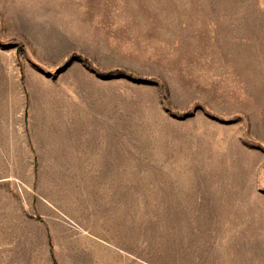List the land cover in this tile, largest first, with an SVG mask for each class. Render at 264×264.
<instances>
[{
  "label": "rangeland",
  "instance_id": "374dc122",
  "mask_svg": "<svg viewBox=\"0 0 264 264\" xmlns=\"http://www.w3.org/2000/svg\"><path fill=\"white\" fill-rule=\"evenodd\" d=\"M0 264H264V0H0Z\"/></svg>",
  "mask_w": 264,
  "mask_h": 264
}]
</instances>
